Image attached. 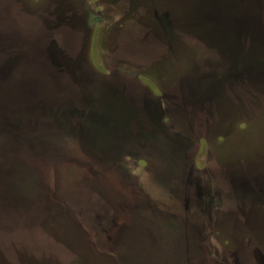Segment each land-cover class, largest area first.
<instances>
[{
	"label": "rangeland",
	"instance_id": "rangeland-1",
	"mask_svg": "<svg viewBox=\"0 0 264 264\" xmlns=\"http://www.w3.org/2000/svg\"><path fill=\"white\" fill-rule=\"evenodd\" d=\"M10 1V7H12L17 20L23 25L27 34L48 30L50 27L64 24L66 21L73 24V35L70 41L76 45L74 57L80 61H87V67L91 70L92 65L98 67L94 74H109L120 78L123 90L129 98V104L132 105L134 118L132 135H142L149 133V131L160 132V128H165L175 145L178 146V142L187 143L188 149L195 156L193 163L189 164L188 168L190 169L192 166V170H190L192 176L188 172L182 178L178 177L169 182L165 177V181L161 180V174L156 176L153 173L154 169L162 170L165 167L163 156L158 157L156 152L155 154H148L150 151L142 149V146L123 150L124 153L128 152L127 154L130 156L122 160L121 167L132 174V177L128 178V174L121 173L122 177L118 180L122 179L121 185L124 189L128 186L135 187L142 201H151L152 203L155 200L160 203L157 206L160 209L171 206V210H168L171 212L177 210L180 213L183 211L187 221L196 223L203 231V241L199 242L198 245L201 247L205 264H215L217 261L219 264L227 262L231 264H264L263 212L257 209L249 210V208H244L238 201H235V191L228 182L220 181L218 183L213 179L209 180L207 174L201 173V171L217 170L220 163L236 166L252 164L264 159L260 157V154L264 153V104L261 106L259 100L253 96L246 98V111L249 112L247 116L251 119H247L249 121L244 125L241 121L246 118L247 113L241 112L243 119L239 117L238 121H232L229 118L232 109L227 106H219L215 112L216 118L214 114V121H216L215 127L220 129L216 132L214 128L213 134L204 135L202 133L205 137L200 135L195 128L196 121L198 122L201 116L198 117L201 109L198 100H194L184 107L181 105L173 111H165L162 106L165 100L164 86L170 83L172 87L176 86V90L180 92L183 75L186 74L188 78H192L198 69L211 68L215 51L205 45L199 32L207 38L206 42L221 46V50L218 52L219 56L232 55L234 52L241 55L237 47L238 40L232 38L233 34L226 31L228 29L218 25L219 17L214 14L209 18L210 20L204 22L207 24H192L191 18L198 7V0ZM105 1L107 2L105 3ZM235 1L232 4L235 5L237 3ZM260 3L262 7L257 8V12L254 13L258 18L256 24H250L252 23L251 11L245 13V17L242 19L243 22L251 26L249 36L245 31H241L239 35L242 42L246 37H251L254 40L252 47L256 50L254 52H259L254 54L259 55L262 54L261 44L264 42V27L261 25L264 24V0H260ZM183 17H185L186 24H181ZM220 21L221 23L224 21L222 16ZM235 21L234 19L232 24ZM109 24H111L113 32L106 31ZM117 24H120L119 28ZM146 24L155 27V32H152L153 29H148ZM196 26L199 27V30L194 29ZM92 29L94 32L88 36ZM182 29H187V31H182ZM140 30L143 31L144 36H140ZM157 33L161 34L158 35ZM223 33L226 38L223 37ZM142 37L145 43L140 41ZM151 37L155 42L151 40ZM227 47L229 48L227 49ZM103 49L108 53L114 49L113 57L122 56L131 61H152L153 64L146 68V73L140 69H137L140 71H137L138 73L129 72L127 75L107 72V69L113 70L114 61L103 57L100 53ZM124 64L121 65L127 68ZM237 70H239L238 67L231 69V71ZM141 74L153 78L157 82H154L156 85L150 86ZM195 77L199 78L198 73ZM196 85L191 84V91H197L198 86ZM203 89L206 92L209 90L208 87ZM127 106L129 107L128 104ZM187 118L191 120V126H188ZM192 123H194V127ZM183 124H185L184 127ZM156 134L163 135L161 133ZM203 137L205 138L204 141L201 140ZM257 142L258 147H256ZM172 149L174 147L169 151ZM112 151L118 156L121 155L118 151ZM177 153L178 156L181 155L179 151ZM135 155H140V157ZM139 158L146 162V168L143 169L138 166ZM154 158L157 163L153 167L149 162ZM176 158L178 157L176 156ZM65 162L66 160H56L54 163L59 170L65 171L62 169ZM110 169L111 166L109 165L96 167V170H101L102 174L109 172ZM40 170L43 180L49 181L47 176L55 169L50 168L47 162H43L40 164ZM85 170L87 169L85 168ZM85 173L88 174L86 171L81 174L86 177ZM55 175L53 172L51 180ZM76 176L78 174L75 176L61 174L60 180L64 178L65 180L62 182V192L58 193L59 199L54 201L56 207H62L63 203L67 201L64 200L63 192L71 191L72 201L74 198L81 197L79 200H82L83 204L92 196L93 201L90 202L95 204L96 208L89 209L88 212L83 204L79 205L75 214L76 219L85 228L88 222L93 233L102 231L106 237H111L119 223L120 215L103 198L94 194L89 189L88 184L81 182L71 187ZM58 179L59 177L56 181ZM202 179L204 183H202ZM129 181L131 183H128ZM133 182L136 184H132ZM54 187L55 185L52 184L51 190L57 194V189ZM73 196L74 198H72ZM69 203L72 202H68L67 208H70ZM102 203H106L107 206ZM144 206L148 207V205ZM60 212L59 221H67L68 213L64 210ZM250 212V217L246 219L244 214ZM133 215L134 231L132 236L137 234L138 237L127 236L124 240V247L130 250L132 257V262H126V264H172L171 259H169L170 253L167 251L168 244L165 242L164 231L147 214L131 213L132 217ZM169 226L173 227L171 224ZM48 232L50 233V231ZM56 234L65 237L68 244L74 249L79 247V244L72 239L70 229L64 223L62 228L56 231ZM92 237L95 242L101 238L99 234H93ZM49 241H52V244L55 243L54 247L47 246L48 249H46V245H40L34 250L46 253L51 264H81L82 262V264H115L113 263L114 258L101 253L98 248H95V252L89 250L87 256L81 258V263L73 261L75 255L56 236L52 235ZM240 242L241 245H239ZM215 252L221 257L218 258ZM40 257L44 260L42 255ZM41 258H38L39 264H48L46 260L43 262Z\"/></svg>",
	"mask_w": 264,
	"mask_h": 264
},
{
	"label": "trees",
	"instance_id": "trees-1",
	"mask_svg": "<svg viewBox=\"0 0 264 264\" xmlns=\"http://www.w3.org/2000/svg\"><path fill=\"white\" fill-rule=\"evenodd\" d=\"M235 2L234 5V0H198L199 11L193 12L192 24H207L204 22L214 14L219 17V24H232L234 19V24H246L242 19L249 11L252 15L250 24H256L258 18L254 13L262 7L260 0ZM10 6V0H0V264H39L40 255L51 264L46 253L34 249L40 245H46V249L54 247L55 243L49 241L52 235L65 244L75 255L73 261L79 263L89 250L97 248L75 216L79 205L83 204L79 200L81 197L73 196L72 201L71 191L63 192L64 200H67L63 201V206L56 207L54 203L59 199L58 193L62 192L65 180H60L62 173L69 176L78 174L71 187L86 183L94 194L120 209L125 217L123 230H119L111 240H102L100 251L114 258L115 264L131 263V253L124 247V240L132 236L131 229H134V215L132 217L131 213L139 214V211L131 207L123 211L122 208L126 201L139 194L135 187L124 189L122 179L118 180L122 172L128 174V178L132 177L121 167L122 160L130 156L123 150L142 146V149L150 151L145 153L156 152L158 157L163 156L164 165L171 164L173 170L178 164L172 156L173 151H169L173 148V140L165 128H160V132L131 134L134 120L132 105L120 78L94 74L98 67L92 65L91 70L87 61L74 57L76 45L70 41L73 24L66 21L48 30L27 34ZM106 28V31L113 32L111 24ZM194 29L199 30L197 26ZM92 32L94 29L88 36ZM140 36H144L141 30ZM241 46L242 49L245 47ZM113 50L108 53L103 49L100 53L105 59L123 60L129 72L138 73L137 69H140L146 73V68L153 64L152 61L114 58ZM254 51L252 48L251 55L258 58L259 54L254 53L259 52ZM141 75L150 86L156 85L153 78ZM173 94L176 97H171V103L178 102V93ZM56 160H66L62 165L65 171L58 169L54 163ZM43 162L55 169L47 176L49 181L43 180L41 175L40 164ZM142 163L145 165L143 169L146 168V162L142 160ZM94 165H109L111 169L102 174ZM81 170L88 173H85L86 177ZM53 172L56 175L51 180ZM163 176L164 168L161 180L165 181ZM52 184L57 194L51 190ZM68 202H72L69 203L70 208H67ZM238 203L264 214V204ZM61 210L68 213L67 221H59ZM63 223L70 229L74 242L79 244L76 249L68 244L65 237L56 234Z\"/></svg>",
	"mask_w": 264,
	"mask_h": 264
},
{
	"label": "flooded vegetation",
	"instance_id": "flooded-vegetation-1",
	"mask_svg": "<svg viewBox=\"0 0 264 264\" xmlns=\"http://www.w3.org/2000/svg\"><path fill=\"white\" fill-rule=\"evenodd\" d=\"M132 7V6H131ZM199 7V6H198ZM197 7V11H199V8ZM201 7V6H200ZM148 24H154V23H148ZM181 24L185 23V17H183V22ZM120 24H117L119 28ZM138 25V24H137ZM219 26H222L224 29H228L226 31H229V34H233V39L238 40L237 47L239 49V53L241 55H238L237 53H233L232 55L225 54V56H219L218 52L221 50V46H219L216 43H210L206 42V39L199 31V34L201 35L200 38L203 40L205 45L207 47L212 48L214 50V58L212 60V65L210 69H198L197 73L199 75V78L197 79L195 77V74H193L192 78H188L185 75L182 77V84L180 85V92L176 90V86L172 87V84H167V86H164V102H163V108L166 110L173 111L174 109L178 108L179 106L186 105L188 103H192L194 100H198L200 102V116L198 122L196 121L195 128L197 132L200 135L210 134L214 133L212 130H219L220 128L215 127L216 121H214V114L219 106H227L230 109H232L230 119L233 121H238L239 117H241L242 113H247L246 118L242 121L244 123H247L251 117H248L247 115L249 112L246 111L247 107V97L253 96L256 100H259L260 105L262 106L264 104V52L261 55H258V58L253 57L251 55V50L253 47V39L251 37H246L244 42H242V38L239 36L241 31H245L247 35L249 36L251 26L250 24H218ZM264 27V24H261ZM139 26V25H138ZM148 29L152 30V32H155V27H151L150 25H147ZM199 28V27H198ZM244 28V29H243ZM157 31V29H156ZM182 31H187V29H182ZM219 33V32H218ZM160 35L161 33H157ZM223 37L226 38L225 34L223 33ZM143 39V37H142ZM144 40V39H143ZM151 40L155 42V40L151 37ZM229 41H231L229 39ZM145 43V42H142ZM228 43V42H227ZM226 45V44H225ZM229 45V44H228ZM245 47L242 49V46ZM264 50V42L261 44ZM229 47H227L228 49ZM122 57V56H118ZM114 58H117L115 56ZM113 70L107 69V72H115V73H123L124 75H127L129 73V70L127 68L121 67L123 60H119V62L116 60H113ZM233 68H239L237 71H231ZM132 72V71H130ZM118 78V77H117ZM126 81V80H125ZM191 84H197L198 89L196 92L191 91L190 86ZM195 86V85H194ZM204 87H208V92L204 91ZM173 90V91H172ZM178 93L179 95V101L175 103H171V97H176L173 93ZM174 96H171V95ZM255 103V102H254ZM256 104V103H255ZM196 115V114H195ZM251 115V111H250ZM197 117V118H198ZM216 118V114H215ZM187 124L188 126H191L190 119L187 118ZM249 119V120H247ZM252 121V120H251ZM194 127V123H192ZM185 124H183V127ZM195 130V131H196ZM196 132V133H197ZM215 132V133H216ZM203 133V134H202ZM203 135V136H204ZM205 137V136H204ZM201 138L202 141H204L205 138ZM200 140V141H201ZM174 142V141H173ZM261 144V143H260ZM256 147L259 146L258 142L256 143ZM187 146V148H184ZM174 149H172L173 154L172 156L175 157V159L178 160V164L174 166V169L171 170V164H166L164 167V176L169 182L172 181L175 178H182L186 173H190L192 176V166L189 168V164L193 163L194 157L192 154V151L188 149L187 143H181L178 142V146L173 144ZM181 148V149H180ZM177 151L181 155H177ZM197 154V152H196ZM140 157V155H135ZM176 156L178 158H176ZM181 157V158H179ZM260 157L264 158V153L260 154ZM159 159V158H158ZM163 159V164L165 163V158ZM136 162V161H135ZM139 167H144L145 165L142 163V160L139 158V161L137 162ZM153 167L155 165L156 160L151 159V162H149ZM153 173L158 176V174H161V170L154 169ZM201 173L207 174V177L210 179L215 180V182H228L229 185L234 189L235 193V201L243 202L247 201L250 203H261L264 204V159H261L260 161H256L252 164H239L234 166H227L222 165L220 163L217 170H211L210 172H203ZM160 182V181H159ZM128 183H131L129 181ZM202 183H204L202 179ZM139 193V192H138ZM135 197V196H134ZM131 197L130 201H126V206H123L122 210L127 211L130 207L133 209H136L139 211V214H147L148 217L154 221V223L164 231L165 234V242L168 244V250L170 253L169 259H171L172 264H205V261H203L202 257V251L201 247L198 245L199 242L203 241V231L200 230V228L194 223L193 221H187V218H185V215H183V211L178 212L175 210V212H171V206L170 207H163L160 209L157 207L160 205L157 201L153 200L151 201H142V198L136 196V198ZM175 197V196H174ZM102 198V197H101ZM178 199L177 197H175ZM104 199V198H103ZM182 199V198H181ZM105 202L110 205L112 208H114L117 213L120 215L119 217V223L116 226V229L114 230L111 237H106L105 234L100 231L99 233H93L91 231V226L88 224L86 226L87 233L89 236H91V239L93 242H95L94 238L92 237L93 234H99L101 236L100 240H96V247L101 250V242L102 240H111L115 236V234L119 230H123L122 226L125 220V217L121 215L120 209H118L113 203H111L109 200L104 199ZM92 196L86 200L85 208L88 210H91L92 208H96L95 204L92 202ZM104 204L107 206V204ZM183 204L182 202H179ZM148 205V207H145L144 205ZM178 204V203H177ZM180 205V204H179ZM102 209V208H101ZM170 209V210H168ZM186 209V207H185ZM252 210V209H249ZM252 212V211H251ZM250 213H245L244 216L246 219L250 217ZM181 220V221H180ZM186 222V223H185ZM171 224L173 227L169 226ZM131 231H134V229H131ZM134 237H138L137 234H133ZM242 243L240 242L239 245ZM218 253H220L218 251ZM218 258L221 257L220 254H217ZM215 264H219L217 261ZM224 264H231L230 262L224 263ZM257 264V263H256ZM263 264V263H262Z\"/></svg>",
	"mask_w": 264,
	"mask_h": 264
}]
</instances>
